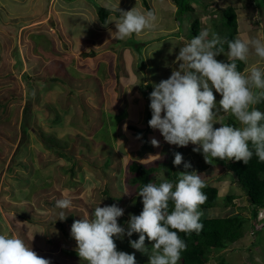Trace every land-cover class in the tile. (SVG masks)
<instances>
[{"label":"rangeland","instance_id":"374dc122","mask_svg":"<svg viewBox=\"0 0 264 264\" xmlns=\"http://www.w3.org/2000/svg\"><path fill=\"white\" fill-rule=\"evenodd\" d=\"M142 1L120 0L119 9L128 11L130 5H139L146 12ZM241 1L250 17L253 5L260 11L249 24L259 21L264 35V0ZM115 3L0 0V234L18 235L50 264H86L75 250L72 224L58 219L61 210L56 200L71 199L73 207L64 211L75 220L91 218L99 204H115L124 210L118 224L127 230L129 215H138L136 208L142 200L136 194L142 187L135 182L130 165L138 162L154 168L148 183L159 185L174 176L177 180L185 171L183 163H172L174 153L179 152L191 164L187 171H196L221 194L217 206L204 210V216L235 214L243 222V236L212 252L206 264H264V218L257 219L260 209L253 217L244 192L227 171L228 161L217 159L215 167L206 164L201 152L192 151L196 145H169L159 130L148 126L154 85L178 70L175 57L194 36H170L164 19L157 16L154 30L114 39L110 32L117 29L109 21L118 20L121 13L114 11L119 16L109 15L102 24L98 10H112ZM205 22L204 29L221 35L220 12ZM226 56L219 54L216 59L226 63ZM213 92L219 110L221 96ZM256 108L264 112V101ZM216 119L241 127L234 116L222 111ZM45 138L57 150L48 151ZM153 138L159 147L151 145ZM157 154L161 159L157 160ZM229 194L235 196L232 207L224 205L223 198ZM137 239L136 233L114 238L118 251L134 254L137 264H148V255L129 244ZM145 244L151 248L147 239Z\"/></svg>","mask_w":264,"mask_h":264},{"label":"clouds","instance_id":"9594fccd","mask_svg":"<svg viewBox=\"0 0 264 264\" xmlns=\"http://www.w3.org/2000/svg\"><path fill=\"white\" fill-rule=\"evenodd\" d=\"M119 3L116 0L112 11L120 12L121 16L109 21H114L117 29L110 32L114 39L131 38L157 26L155 12H142L135 7L122 11ZM224 43L228 45V63L216 59L224 53ZM250 57L256 58L255 64L239 71L236 61L247 64ZM174 62L178 63V70L155 84L149 95L148 126L159 130L169 145H196L192 151L201 152L204 162L213 167L217 159L246 165L253 149L259 161L264 162V112L256 108L264 101V67H261L264 40L245 36L226 41L205 28L179 49ZM213 89L221 96L219 110ZM220 111L234 116L241 127L219 123L216 117ZM217 123L220 127L214 128ZM150 142L159 147L155 138ZM155 156L161 159L160 154ZM172 163L174 166L183 163L185 171L179 173L175 183L167 179L159 185L149 182L136 193L142 198L143 208L139 215H129L127 230L118 224L124 210L115 204L103 207L99 204L91 218L73 221L70 234L80 260L86 264H137L135 255L118 251L114 240L136 233L138 239L129 240V244L148 255V264H178L187 249L178 232L202 231L200 206L207 196L202 191L205 182L196 171H187L191 164L183 161L181 153H174ZM128 194L125 190L124 195ZM170 201L174 206L171 213ZM55 206L61 210L58 219L64 221L67 218L64 210L71 209L73 204L71 199L61 198ZM146 239L151 243L150 249L146 247ZM0 264H50V260L39 256L18 235L5 231L0 234Z\"/></svg>","mask_w":264,"mask_h":264},{"label":"trees","instance_id":"16d2710c","mask_svg":"<svg viewBox=\"0 0 264 264\" xmlns=\"http://www.w3.org/2000/svg\"><path fill=\"white\" fill-rule=\"evenodd\" d=\"M172 1L178 7L179 15L182 13L184 14V10L187 12L191 9L188 0ZM109 14L110 11L108 9L100 8L98 10V18L100 23L105 24ZM221 19L223 22V28L221 30L220 37L224 38L226 41L236 39L235 36L237 34V21L235 9L232 6H227L222 9ZM189 29L190 39L192 36L195 37L198 35L200 33L199 21L193 20ZM223 48L224 52L228 50L227 43H224ZM236 63L238 70L243 71L244 62L236 61ZM52 80L53 79H50V81ZM27 108L28 105H26V109ZM150 118L151 110L149 108L148 119ZM45 139L47 145L44 146L48 151L54 152V150H57L56 144L53 143L50 138ZM221 162L225 163V161ZM226 167L227 171L233 177V183L244 192L249 206L252 208L254 217L257 213L256 210L258 208L264 207V162L259 161L253 149V156L246 165L243 162L228 161L226 162ZM129 171L136 175L135 182L143 187L148 183L149 176L155 171V169H147L140 163L133 162L129 167ZM175 177L176 176L172 177L170 181L175 183L177 181L175 180ZM217 190L218 189L209 184H206V187L202 189L204 194L207 196L206 202L200 206L202 213L204 210H209L218 204L217 202L219 198ZM234 199L235 196L232 194L225 196L223 198L225 201L224 205L232 207ZM173 207L174 206L170 201L169 213H171ZM142 208V202H139L136 208L138 215L142 211ZM74 220L75 219L72 216H68L66 218V221L69 224H72ZM200 222L203 224V229L198 234L195 232L190 234L178 232L180 238L187 244V249L181 254V260L179 261L180 264H206L208 261V256L212 252L225 249L228 244L236 242L243 236V222L239 215L233 214L227 217L208 218L203 214L201 216Z\"/></svg>","mask_w":264,"mask_h":264},{"label":"crops","instance_id":"0c3cea01","mask_svg":"<svg viewBox=\"0 0 264 264\" xmlns=\"http://www.w3.org/2000/svg\"><path fill=\"white\" fill-rule=\"evenodd\" d=\"M188 2H189L191 9L187 11L188 13L186 14L182 13L181 15L178 14V7L175 5V3L172 0H143L142 5L145 11H153L156 13L158 17H160V19L161 17L164 19L166 23L164 28L168 27L167 29H169L171 33L170 36L176 35V36H182L185 38L189 37L190 36L189 27L193 20L199 21V26H200V31H201L202 29H204L203 27L206 24L205 22L206 19L216 18L217 12L221 13L222 9H224L227 6H232L235 9L236 21H237V34L235 38H240V37H245V36L250 37V38L252 36L253 38H256L253 32H257L259 34L258 36H261V37L264 36L263 32H261L263 30V26L260 25L259 21L258 23H255V24L253 23V25L249 24L250 20L254 19V15H257L258 13L260 14V11L256 9L255 5L252 6V11H251L252 15L250 17L248 14L249 9L246 11L247 8H245L242 5L241 0H204L202 2L198 0H188ZM223 2L225 3L224 6L222 5ZM208 3H211V4H208ZM126 7H128V5H126ZM134 7L137 8L139 7V5H136V6L130 5L129 8L132 9ZM139 9L141 8L139 7L137 10ZM108 10L110 11L109 15H112L114 17L119 16L118 12H114L111 9H108ZM189 21L191 22L188 23ZM240 34H242V36H240ZM227 51H225L224 53H227ZM227 62L228 61H226V63ZM255 62L256 61L253 62V60H249L247 64L244 63V67L247 65L252 66L253 64H255ZM262 65H263V62L261 63V67H263ZM219 162L221 161L219 160ZM213 187L218 189V187L216 186H213ZM220 196L221 194H219L218 192V198H220Z\"/></svg>","mask_w":264,"mask_h":264},{"label":"built area","instance_id":"2783aa9c","mask_svg":"<svg viewBox=\"0 0 264 264\" xmlns=\"http://www.w3.org/2000/svg\"><path fill=\"white\" fill-rule=\"evenodd\" d=\"M263 218H264V209L259 210L258 214H257V219L258 220L263 219Z\"/></svg>","mask_w":264,"mask_h":264}]
</instances>
